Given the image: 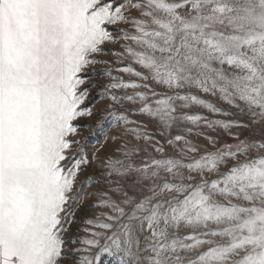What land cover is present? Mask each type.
Here are the masks:
<instances>
[{
	"label": "snow or ice",
	"instance_id": "snow-or-ice-1",
	"mask_svg": "<svg viewBox=\"0 0 264 264\" xmlns=\"http://www.w3.org/2000/svg\"><path fill=\"white\" fill-rule=\"evenodd\" d=\"M0 264H264V0H0Z\"/></svg>",
	"mask_w": 264,
	"mask_h": 264
}]
</instances>
